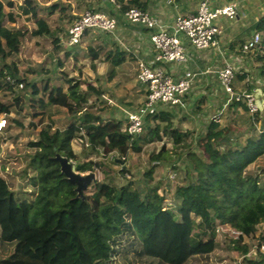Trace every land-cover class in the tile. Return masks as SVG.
Listing matches in <instances>:
<instances>
[{
    "label": "trees",
    "instance_id": "obj_1",
    "mask_svg": "<svg viewBox=\"0 0 264 264\" xmlns=\"http://www.w3.org/2000/svg\"><path fill=\"white\" fill-rule=\"evenodd\" d=\"M114 1L115 5L108 0H94L90 11L118 19L129 8L146 11L148 3V0ZM7 6L13 5L8 2ZM5 7L0 0V92L13 94L21 90L26 95L15 96L12 104L2 102L0 97V115L9 117L13 107L21 113L27 105L36 114L37 110L52 106L65 109L74 121L63 130L53 129L42 119L39 121L42 128L38 137L29 143L34 151L29 163L35 171V177L30 180L36 189L33 198L16 197L0 177V264H211L216 228L221 225L241 233L237 239L228 238V242L243 257L244 264H264V255H248L250 246L244 243L246 238L254 237L258 225L264 224V181L260 184L264 170L255 175L248 170L264 159L261 114L251 117L245 103L227 102L226 97L219 108L221 112L203 123L196 144L198 150L189 152L184 168L171 167L183 174V181L172 195L178 202L174 210L164 203L159 186L151 184L154 166L142 174L134 187L132 181L115 184L114 175L109 174L107 179L93 182V190L85 193L87 189L83 199L76 198L74 186L64 179L53 160L55 154L69 162L75 161L81 173L90 171L80 164L72 149V142L79 139L85 156L107 158L115 154L113 163L122 165L119 172L127 175L129 168L125 161L131 152H141L140 144L161 142L167 136L177 147L190 136L189 131H181L175 125L174 120L183 108L158 104L153 113L144 117L142 133L131 137L122 127V121L82 110L87 99L79 92L78 82L68 81L65 92L62 87H50L48 81L40 89L35 80L19 78L17 66L6 64L5 60L19 52L29 31L6 26L7 22L15 23V15L6 12ZM48 10L52 13L54 6ZM22 12L31 15L35 22L31 36L52 35L45 20L38 18L37 5L32 0H24ZM90 32L103 37L97 49H90L93 60H98L99 54L110 47L104 60L110 61L111 79L125 52L116 37L99 30H89L84 37ZM253 32L261 38L255 51L242 53V40L230 48L251 62H261L256 68L263 79L264 13L254 23ZM54 42L57 46L59 39L54 38ZM80 44L66 51V56L77 59ZM235 75V81L237 78L239 82L246 76ZM6 77L13 79L15 85H10ZM20 83L23 87L18 89ZM254 86L250 84L247 90ZM89 90L97 97L102 94L99 89L89 87ZM234 90L238 91L235 84ZM239 110L248 114L244 140L237 134V127L229 121L224 125L220 122ZM168 156L166 146L162 145L150 162L165 163ZM96 166L101 169L103 163ZM260 244H264V236L256 243Z\"/></svg>",
    "mask_w": 264,
    "mask_h": 264
},
{
    "label": "rangeland",
    "instance_id": "obj_2",
    "mask_svg": "<svg viewBox=\"0 0 264 264\" xmlns=\"http://www.w3.org/2000/svg\"><path fill=\"white\" fill-rule=\"evenodd\" d=\"M1 1L6 5V12H12L15 15V23L7 22L6 26L17 29L26 28L29 31L22 40L19 52L5 60L6 64L14 63L17 66L18 77L29 81L35 80L40 89L44 81H48L50 87H62L65 92L68 89V81L78 82L79 92L84 93L87 99V105L82 106V110L93 114L102 113L107 119L117 115L122 120V127L124 128L126 124V118L124 119V117L127 113L141 106L145 95L144 89L142 90L135 82L133 72L128 71L125 66L122 70H115L113 79L109 78L111 66L104 59L110 47L99 54L98 60H93L91 56L90 49H97L96 47L101 44L100 39L103 38L96 32H90L83 37L76 54L77 59H74L73 56L68 57L65 54L68 49L64 46V40L69 27L85 11L91 9L92 4L95 3L94 0H32L37 5L38 18L45 20L52 31V35L41 37L31 36V30L35 29L36 25L31 15H24L22 12L24 0ZM186 1L189 8L196 9L198 5V2L195 3L196 0ZM8 2H11L13 6H7ZM52 6H54V10L49 13L50 10L48 9ZM263 13L264 0H243L240 7L241 21L240 24L235 26V31L242 32L243 35L249 37L255 33L253 32L254 23ZM54 38L59 39L57 46H55ZM252 61L238 69L241 74L246 75L240 81V89L247 90L250 84H255L252 89H257L255 90V97L261 110L259 119H264V77L262 79L258 76V68H256L261 65V62ZM129 67L135 69L136 63L135 65L134 63L130 64ZM115 81L120 82L114 86ZM89 87L99 89L102 92L100 97L91 92ZM18 95L25 96L26 94L21 90H15L13 94L6 91L0 92L1 100L6 104H12L14 97ZM33 103L36 104V100ZM124 110L127 112L124 113ZM247 118L248 114L239 110L237 114H233L230 118H221L220 122L222 125L228 121L233 124L238 128L237 134L242 135L241 140H244L245 135L243 134L248 127V124L245 123ZM2 119L6 120V126L0 131V177L6 180L10 190L16 197L31 199L34 197L33 193L36 189L32 187L30 182L35 177V171L32 166H29L34 154L33 149L29 147V143L38 137V132L42 128L39 121L42 119L45 124H50L53 129L63 130L74 121V118H70L65 109L52 106L44 110H37L36 114H33L26 105L21 113L13 107L9 117L0 115V120ZM177 123L179 126L181 125L180 127L187 128L190 136L177 147L167 136H163L161 142H154L149 145L140 144L141 152L137 154L131 152L125 161L129 168V174L127 175H121L119 170L122 165L113 163L115 157L111 159L110 156L107 158L94 155L85 156L81 140L75 139L71 144L72 149L79 157L80 164H84L90 169L86 173H79L87 175L89 172H93L96 178L94 183L101 182L107 175L112 174L114 175V178H112L115 184L132 181L134 187L142 174L154 166L151 184L152 186H159V194L165 197L164 203L174 210L178 202L172 198V195L177 185L183 181V174L179 175L171 167L174 165L179 166L180 170L183 169L189 152L198 150L196 147L198 136L193 137L197 132L192 129L190 122L180 124L177 121ZM162 145H165L168 150L169 161L165 163L161 161L150 162V158L160 151ZM70 163L75 170L76 162L70 161ZM98 163H103L101 169L96 166ZM248 170L253 175L261 174L264 170V159H259ZM24 171H26L25 175L23 174ZM168 174L170 175L169 178L167 177ZM260 179L261 184L264 179L263 177H260ZM94 183H91L85 193L93 190ZM229 236L222 231L216 233V248L211 255V264H244L240 258L241 256L231 248L232 244L228 242ZM263 236L264 224H260L256 227L254 237L252 239L246 238L244 243L252 247Z\"/></svg>",
    "mask_w": 264,
    "mask_h": 264
},
{
    "label": "built area",
    "instance_id": "obj_3",
    "mask_svg": "<svg viewBox=\"0 0 264 264\" xmlns=\"http://www.w3.org/2000/svg\"><path fill=\"white\" fill-rule=\"evenodd\" d=\"M108 1L115 5L114 0ZM241 5L242 0H229L228 3L220 7L212 8L211 0H202L195 13L176 15L172 24L168 26L162 24L148 12L137 8H129L123 13V18L127 24L142 27L149 32V41L154 49L151 62L146 63L136 58V78L145 87L146 95L141 106L126 115L124 130L129 136L135 137L142 133L144 117L153 113L158 104L184 108L182 98L190 91L194 76L187 75L185 78L174 80L162 68L164 64H185L188 62L189 55L180 37L185 38L194 50L202 51L213 48L223 57V66L217 72V79L227 96V102L234 100L245 103L251 117L261 113L256 102L255 89L234 90V66L224 58L219 46L218 39L222 34V30L215 24V21L221 18L230 21L237 19L240 16ZM116 7L118 6L116 5ZM89 30H99L116 37L117 22L114 18H110L103 13L85 11L69 27L64 40L65 48L68 51L72 50L74 46L80 44L85 33ZM116 40L121 44L117 37ZM260 40V34L253 33L242 44L241 52L248 54L255 51ZM125 50L129 52L127 48ZM6 81L10 85H15V81L10 77H6ZM22 87L21 83L18 84L19 89ZM5 126L6 120H0V131ZM110 157L113 159L116 156L112 154ZM167 177L169 178L170 175L168 174ZM220 231L227 233L233 239H237L241 235L239 231L227 225L217 226L216 233ZM255 253L264 255V244L259 246L254 244L250 247L248 255ZM240 258L242 260L243 257Z\"/></svg>",
    "mask_w": 264,
    "mask_h": 264
},
{
    "label": "crops",
    "instance_id": "obj_4",
    "mask_svg": "<svg viewBox=\"0 0 264 264\" xmlns=\"http://www.w3.org/2000/svg\"><path fill=\"white\" fill-rule=\"evenodd\" d=\"M201 1L202 0H196L195 3L198 2L199 5ZM228 2L229 0H211V7H220ZM186 3V0H148L146 12L152 17L158 19L162 24L168 26L172 24L176 15H187L196 12L198 5L196 6V9L192 10ZM115 20L117 22L116 37L121 42L119 45L122 48L125 47L129 50L128 52L123 48L125 52L123 56L124 60L119 67L115 68V70H122V68L126 66L128 71L130 70L133 72V77H135L134 80L137 85L145 91V87L137 81L136 68H130L129 65L132 63L135 65L136 58H139L146 63L153 60L154 49L149 41V32L142 27L127 24L123 16ZM240 21L239 18L233 21L223 18L215 21V24L222 30V34L218 39L220 49L224 54V58L233 64L236 73L239 75L241 72H239L238 69L245 64L247 65L249 60L242 55L237 54L235 50L230 48V45L238 43L239 40L246 41L252 35L246 37L245 35L242 36V32L235 31V26L240 24ZM181 40L189 55L188 62L185 64H164L162 65V68H164L174 80L185 78L187 75L194 76L190 91L184 96V98H182L184 108L181 109V112L177 115L175 125L177 128L181 129V131H188L187 128L180 127L181 125L179 126L177 121H179L180 124L190 122L189 124L192 125V129L197 132L193 137H197L199 136V131L201 130L203 123L221 112L219 108L221 105H224V100L227 97L217 79V72L223 66V57H221L213 48L197 51L188 45L185 38H182ZM109 50L110 48L108 49V52ZM111 79H113V77ZM117 82L118 81H115L114 86L118 85L120 81ZM234 84L238 91H242V89H240L241 83L238 79ZM123 112L126 113L127 111L124 110ZM112 118L122 121L117 115H114ZM125 118L126 117H124V119Z\"/></svg>",
    "mask_w": 264,
    "mask_h": 264
},
{
    "label": "water",
    "instance_id": "obj_5",
    "mask_svg": "<svg viewBox=\"0 0 264 264\" xmlns=\"http://www.w3.org/2000/svg\"><path fill=\"white\" fill-rule=\"evenodd\" d=\"M53 160L58 163L61 174L64 179L74 186L76 192V198L83 199V193L89 188L96 178L93 172H89L87 175H81L79 173V166L72 168L71 163L59 154H55Z\"/></svg>",
    "mask_w": 264,
    "mask_h": 264
}]
</instances>
